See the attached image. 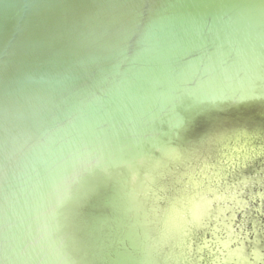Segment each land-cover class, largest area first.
<instances>
[{"label": "water", "instance_id": "95a60500", "mask_svg": "<svg viewBox=\"0 0 264 264\" xmlns=\"http://www.w3.org/2000/svg\"><path fill=\"white\" fill-rule=\"evenodd\" d=\"M0 264H264V0H0Z\"/></svg>", "mask_w": 264, "mask_h": 264}]
</instances>
